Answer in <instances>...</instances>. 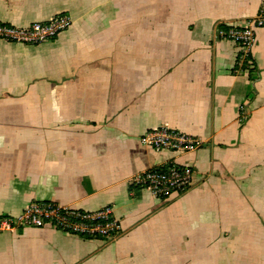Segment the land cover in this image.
I'll return each mask as SVG.
<instances>
[{"label": "crops", "instance_id": "1", "mask_svg": "<svg viewBox=\"0 0 264 264\" xmlns=\"http://www.w3.org/2000/svg\"><path fill=\"white\" fill-rule=\"evenodd\" d=\"M261 2L0 0L1 24L71 22L48 42L0 39V217L109 206L121 226L108 242L4 230L0 264H264V25L240 62L216 36ZM159 125L201 143L156 152L140 139ZM168 162L191 166L187 190L129 185Z\"/></svg>", "mask_w": 264, "mask_h": 264}, {"label": "built area", "instance_id": "2", "mask_svg": "<svg viewBox=\"0 0 264 264\" xmlns=\"http://www.w3.org/2000/svg\"><path fill=\"white\" fill-rule=\"evenodd\" d=\"M70 18L63 13L44 22H33L24 27L0 23V39L22 44H39L54 40L70 26ZM264 25V0L256 16L243 24H225L218 27L216 36L235 43L239 48L238 62L246 57L255 41V28ZM241 64V63H240ZM154 151L185 154L195 150L200 140L166 125L146 130L140 139ZM129 185L151 192L156 198L165 199L172 193L187 190L192 182V169L188 164L168 162L131 176ZM50 225L66 234L95 240L113 241L121 233L119 220L112 208L105 206L87 211L54 203L32 202L14 217H0V232L17 227Z\"/></svg>", "mask_w": 264, "mask_h": 264}]
</instances>
